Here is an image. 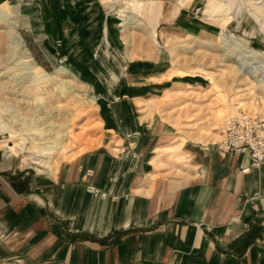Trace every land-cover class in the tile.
<instances>
[{
	"label": "rangeland",
	"instance_id": "obj_1",
	"mask_svg": "<svg viewBox=\"0 0 264 264\" xmlns=\"http://www.w3.org/2000/svg\"><path fill=\"white\" fill-rule=\"evenodd\" d=\"M210 1L0 0V177L123 160L151 126L166 133L151 179L237 111L264 112V0Z\"/></svg>",
	"mask_w": 264,
	"mask_h": 264
},
{
	"label": "crops",
	"instance_id": "obj_2",
	"mask_svg": "<svg viewBox=\"0 0 264 264\" xmlns=\"http://www.w3.org/2000/svg\"><path fill=\"white\" fill-rule=\"evenodd\" d=\"M165 134L148 126L123 160L97 151L51 177H0V264H264V164L242 173L246 155L206 143L150 179Z\"/></svg>",
	"mask_w": 264,
	"mask_h": 264
},
{
	"label": "built area",
	"instance_id": "obj_3",
	"mask_svg": "<svg viewBox=\"0 0 264 264\" xmlns=\"http://www.w3.org/2000/svg\"><path fill=\"white\" fill-rule=\"evenodd\" d=\"M215 149L221 155H246L250 169L264 164V112L237 111L221 123Z\"/></svg>",
	"mask_w": 264,
	"mask_h": 264
},
{
	"label": "bare ground",
	"instance_id": "obj_4",
	"mask_svg": "<svg viewBox=\"0 0 264 264\" xmlns=\"http://www.w3.org/2000/svg\"><path fill=\"white\" fill-rule=\"evenodd\" d=\"M216 2H217V0H211L210 3H209L211 5L210 7L211 8H214L215 6L217 7Z\"/></svg>",
	"mask_w": 264,
	"mask_h": 264
}]
</instances>
